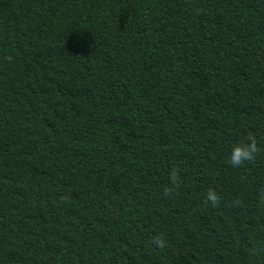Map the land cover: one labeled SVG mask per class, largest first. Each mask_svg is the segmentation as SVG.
<instances>
[{"label":"trees","instance_id":"16d2710c","mask_svg":"<svg viewBox=\"0 0 264 264\" xmlns=\"http://www.w3.org/2000/svg\"><path fill=\"white\" fill-rule=\"evenodd\" d=\"M262 191L264 0H0V264H264Z\"/></svg>","mask_w":264,"mask_h":264},{"label":"clouds","instance_id":"9594fccd","mask_svg":"<svg viewBox=\"0 0 264 264\" xmlns=\"http://www.w3.org/2000/svg\"><path fill=\"white\" fill-rule=\"evenodd\" d=\"M8 62L12 61V57H6ZM261 148L258 146V142L255 136L249 135L246 140L237 143L231 148L229 153L228 164L233 168H239L246 163L255 161L256 157L261 153ZM180 176L177 172H173L169 178V184L163 189L164 196L171 197L177 193L180 188ZM259 202L264 205V191L258 194ZM221 197L214 189H208L204 195L203 203L209 205L212 208H218L220 206ZM234 207H242L243 201L236 199L233 201ZM153 246L163 248L167 246V242L162 236H154L151 240Z\"/></svg>","mask_w":264,"mask_h":264}]
</instances>
